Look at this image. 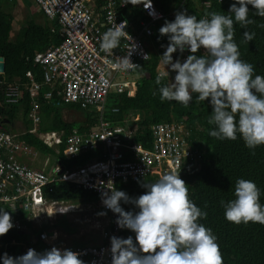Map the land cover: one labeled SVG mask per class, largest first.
<instances>
[{"label":"built area","instance_id":"2783aa9c","mask_svg":"<svg viewBox=\"0 0 264 264\" xmlns=\"http://www.w3.org/2000/svg\"><path fill=\"white\" fill-rule=\"evenodd\" d=\"M35 1L38 11L47 22L58 24L64 40L58 46L36 53L33 58L34 64L41 68L42 81H36L31 72L26 75L33 100L29 117L34 124L41 120L38 114L41 92L47 101L57 95L60 97L59 105L62 106L77 105L84 111L96 108L98 122L87 133L82 134L74 129L67 136L63 131L38 133V136L45 144L55 148L63 143L65 136L66 155L71 158L83 152L99 155L84 165L70 169L64 167L62 173L61 164L57 161L48 173L45 168L37 169L21 164L18 161L19 155H34L35 151L20 139L19 134L0 130V206L14 208L20 200L23 210L28 214L27 219L34 224L39 220L37 217L42 210L51 212L55 208L57 202L48 203L44 196V188L52 182L66 181L96 195L95 212L106 213L102 215L104 223L97 226L101 232L100 243L72 250L80 253L79 258L85 264H110L109 238H126L131 235L134 239V235L128 234L127 229L118 228L115 223L118 214H113L103 206L101 193L110 192V189H117L119 184L130 181L156 180L164 172H179L181 178L183 169L200 157L197 142L193 139V128L185 122L172 120L154 124L149 132L150 147H145V136L140 141L136 140L139 121L134 114L127 115L121 126H113L103 120V112L111 94H134L136 80L133 74L142 63L150 60V52L154 47L150 39L156 34L157 25L165 20L166 14L153 0L150 8H146L148 0H127L128 3L126 0ZM212 1L195 2L207 9ZM214 1L222 4L226 0ZM137 9L141 14L135 13ZM125 14H130L133 21L127 19ZM121 21L126 23L125 31L132 37L130 43L135 47L131 48L128 40L122 38L119 47L113 49V55H108L99 47L100 38L109 27ZM147 42L152 49L147 47ZM128 49L132 53L131 62L139 67L127 71L116 70L113 64ZM198 50L201 55L205 54L203 48ZM186 56L185 53L180 61L183 62ZM165 67L168 68L161 62L159 75L165 76ZM31 132L36 133V130ZM121 207L124 209L123 205ZM73 209L70 206L56 210V213H67ZM15 224L17 229L23 228L20 221ZM52 237L47 231H42L40 235V239L48 244H52Z\"/></svg>","mask_w":264,"mask_h":264},{"label":"trees","instance_id":"16d2710c","mask_svg":"<svg viewBox=\"0 0 264 264\" xmlns=\"http://www.w3.org/2000/svg\"><path fill=\"white\" fill-rule=\"evenodd\" d=\"M153 1L166 14L163 24L166 20L171 21L174 18V13L180 10H184L187 15H195L198 19L204 17L208 12L228 14L226 12L229 4L232 3V0H226L222 4L213 0L209 8L200 11L194 0H184V2L182 0ZM1 7L0 56L5 60V73L0 74V130L11 133L9 129L13 128L17 120L25 121V131L19 134L20 139L45 157H57L61 167L66 169L84 165L95 159L99 153L83 152L76 157H68L65 136L74 129L82 134L89 132L98 122L97 111H84L79 106L72 104L59 105L60 97L57 95H54L51 101H47L41 92L38 112L41 120L38 123V131L31 132L33 131V122L29 115L33 100L28 89L29 79L26 75L31 72L35 80L41 82V68L33 62L35 54L58 46L64 38L57 23L50 27L49 23L39 24L34 18H30L20 28L15 39L11 40L13 19L8 12L2 11ZM247 7L253 23L241 28L238 23L234 22L233 39L238 45L240 58L253 65L254 74L264 76V26H261L264 25V17L255 16L251 5ZM173 8L175 12H173ZM135 13L141 14L139 9ZM125 15L129 20L132 17L130 14ZM132 21L133 19H131ZM161 26L162 23L157 25L156 34L150 39L154 44L150 52V60L142 63L134 72V75L138 77L135 81L134 94L130 95L125 92L119 95H110L103 112V120L110 122L113 126H121L124 125L127 115L134 114L139 121L136 140L140 141L141 137L145 136V147H150L149 132L154 124L175 120L190 125L193 128V139L195 143L197 142L196 146L200 157L198 161L183 169L181 179L184 180L188 188L189 198L207 213L203 220H199V223L211 228L217 237L216 242L223 264H264V224L229 222L224 218V209L221 205V201L226 203L228 200L234 199V185L238 178L254 181L261 192L259 202L264 204V145L249 149L244 146L239 135L235 140H218L211 137L208 133L215 126L208 123L212 111L208 102L209 98H206L205 101L197 100L196 94H193V99L187 106L176 101H161L159 87L167 84L169 79L175 75L165 74L159 85L155 83L162 62L160 56L168 43L167 36H161L158 32ZM244 31L254 34L251 41L244 40ZM160 46L162 48H159ZM186 54L191 53L186 50ZM195 55H201L199 50ZM172 56L173 61L183 58V55L177 52H174ZM8 90H14V92ZM109 100L111 105L107 111ZM65 107L82 113L84 121L78 127L75 122H68L63 118L62 111ZM114 109L117 111L114 112ZM62 131L65 134L64 140L57 148L48 146L38 136V133ZM18 161L21 164H26L19 156ZM144 182H155V179L119 184L117 190H123L130 197L135 198L146 191L141 186ZM44 196L48 203L77 204L79 202L89 203L98 199L96 195L66 181L50 183L44 188ZM121 205L124 206L125 211L137 210L132 204L121 202ZM0 208L9 212L14 225L6 234L0 236V254L7 253L16 257L24 254L27 248H32L37 252L51 248L48 243L40 239L41 232L46 231L49 227L34 228L27 219L28 214L23 210V203L20 200L17 201L14 208L1 206ZM16 221H20L23 225L21 230L17 229ZM62 226L65 231H70L68 223L64 222ZM26 232H30V235ZM127 233L134 235L129 230Z\"/></svg>","mask_w":264,"mask_h":264},{"label":"clouds","instance_id":"9594fccd","mask_svg":"<svg viewBox=\"0 0 264 264\" xmlns=\"http://www.w3.org/2000/svg\"><path fill=\"white\" fill-rule=\"evenodd\" d=\"M248 5L255 16L264 17V0H232L228 14L208 12L198 19L180 10L171 21L166 20L158 29L168 39L160 57L175 75L172 82L160 86L158 91L161 101H176L183 106L192 101L193 94L197 100L209 98L212 111L208 123L215 127L208 134L218 140H235L239 135L246 148L254 149L264 145V76L254 74L253 65L240 58L233 39L234 22L241 28L253 23ZM150 7L148 0L146 8ZM125 27L123 21L114 23L102 34L99 47L104 53L113 55L122 38L131 42ZM253 35L243 32L245 41H251ZM200 48L205 54L195 55ZM129 49L124 56L117 57L113 64L116 70L139 67L131 62ZM185 50L191 54L183 62L179 58L173 61L174 52ZM162 75L156 76L157 85ZM141 186L146 191L135 198L116 188L101 193L103 206L118 214L115 220L118 228L134 233V239L131 235L109 238L110 264H223L217 237L211 228L199 223L207 213L189 198L179 172H164L155 182H144ZM260 194L254 181L236 179L234 199L221 201L224 218L236 224H264ZM121 202L132 204L137 210L125 211ZM13 226L9 212L0 208V236ZM79 257V252L68 248L53 246L43 252L29 248L16 257L0 254V264H85Z\"/></svg>","mask_w":264,"mask_h":264},{"label":"rangeland","instance_id":"374dc122","mask_svg":"<svg viewBox=\"0 0 264 264\" xmlns=\"http://www.w3.org/2000/svg\"><path fill=\"white\" fill-rule=\"evenodd\" d=\"M184 2V0H182ZM198 1V0H195ZM13 3H15V0L11 3V1L8 0H0V6L1 10L4 12H8L12 16V32H11V40H14L16 35L18 34L20 28L26 23V21L30 20V18H34L37 23L43 24L46 22L45 18L40 16L39 14H35L37 12V6L35 4L34 0H26L20 4L18 7L13 6ZM199 8L200 11L206 10V8H201L198 2H195ZM173 12L174 8H173ZM38 13V12H37ZM164 22V21H163ZM162 22V25H163ZM148 48L152 49V46L146 43ZM186 53V50L184 54ZM182 54V53H181ZM182 54V55H184ZM168 71L167 75H172L174 71H170L168 68H164V73L166 74ZM137 76L133 74V79L137 80ZM174 78V76H173ZM173 78L169 79V82H172ZM168 82V83H169ZM8 91H13L14 90H8ZM111 95H119V94H111ZM111 101L109 100L108 105H107V111ZM93 111H97L96 108H92ZM63 113V118L68 121V122H75L76 127H78L81 122L84 121L83 115L81 112L65 107V109L62 111ZM1 118V115H0ZM26 123L25 121L22 120H17L15 122V125L13 128H10L9 131L12 134H21L22 132L25 131ZM34 129H38V124H33ZM32 151H34L32 149ZM35 157L33 155H27V156H22L21 158L24 160L26 158L29 159H37L36 162L33 164L34 166L36 165L38 169H43L45 168L48 173L52 171V169L55 167L58 158L54 156H48L45 157L41 155L40 153H37ZM19 155V154H18ZM48 158V161L44 165L45 159ZM31 166V165H30ZM35 166V167H36ZM32 167V166H31ZM33 167V168H35ZM36 167V168H37ZM63 171L60 170V173ZM55 208L49 212V210H42V212L39 213V216L37 217V221L34 222L35 226H41L42 228L44 226H48L49 228L46 230L48 231V234L51 235L52 232H56V230H59L62 232V235L59 236L57 239L58 242L62 241L61 243H64L65 246L69 247L73 243L82 245V246H91L100 243V229L97 228L100 224L102 225L104 223V218L102 215H98L99 212H95V206H94V201H90L89 203H83L79 202L77 204L75 203H55ZM74 207L73 210L68 211L67 213H55L54 210H62L66 209V207ZM49 212V213H48ZM48 215H47V214ZM53 216V217H52ZM68 223L70 231H65L63 229V224ZM58 226V227H57ZM41 227H36L37 229H41ZM53 234V233H52Z\"/></svg>","mask_w":264,"mask_h":264},{"label":"crops","instance_id":"0c3cea01","mask_svg":"<svg viewBox=\"0 0 264 264\" xmlns=\"http://www.w3.org/2000/svg\"><path fill=\"white\" fill-rule=\"evenodd\" d=\"M8 1H11V3L14 1V0H8ZM25 1V3H26V0H15V3H13V6H15V7H18L20 4H22L23 2ZM35 1V0H34ZM36 2V1H35ZM36 4V3H35ZM37 6V5H36ZM37 12L40 14V16H42L43 18H45V16L41 13V12H39L38 11V8H37ZM45 20H46V18H45ZM45 23H49V22H47V20H46V22ZM45 23H43V24H45ZM51 24L49 23V26H50ZM52 26V25H51ZM50 26V27H51ZM173 74H175V72L174 73H172V75ZM34 124V123H33ZM36 125V124H35ZM33 130H36V132L38 131L37 129H34L33 128ZM37 154H34L33 155V157H35ZM22 156H25V155H19V157H20V159L21 160H23L21 157ZM36 160L37 159H29V158H26V159H24V162L26 163V164H28L29 166L31 165L32 167H35L33 164L36 162ZM48 160V158L47 159H45V161H44V165H45V163H46V161ZM35 161V162H34ZM37 167V166H36ZM35 167V168H36ZM38 167H42V166H39L38 165ZM37 167V168H38ZM100 213V212H99ZM47 214V213H46ZM48 215V214H47ZM33 225V227H36L34 224H32ZM37 229V228H36ZM41 229H42V227H41ZM48 232V231H47ZM53 233V234H52ZM51 233V235H49V236H53L52 238H51V242H52V244H49V246L50 247H53V246H55V247H57L58 249L59 248H68V249H76V248H78V247H82V245H78V244H75V243H73L71 246H69V247H67V246H65V244L64 243H61L62 241H60V242H58V238H59V236L60 235H62V232H60L59 230H56V232L54 231V232H52Z\"/></svg>","mask_w":264,"mask_h":264},{"label":"water","instance_id":"95a60500","mask_svg":"<svg viewBox=\"0 0 264 264\" xmlns=\"http://www.w3.org/2000/svg\"><path fill=\"white\" fill-rule=\"evenodd\" d=\"M185 52V51H184ZM184 52L182 54H184ZM5 73V60L3 57L0 56V74ZM7 123V121H6ZM1 126V124H0ZM61 171H63V167H61ZM28 235H30V232H26Z\"/></svg>","mask_w":264,"mask_h":264},{"label":"bare ground","instance_id":"6f19581e","mask_svg":"<svg viewBox=\"0 0 264 264\" xmlns=\"http://www.w3.org/2000/svg\"><path fill=\"white\" fill-rule=\"evenodd\" d=\"M165 77V76H164ZM57 211L56 210H54V214L56 213ZM53 217V216H52Z\"/></svg>","mask_w":264,"mask_h":264}]
</instances>
